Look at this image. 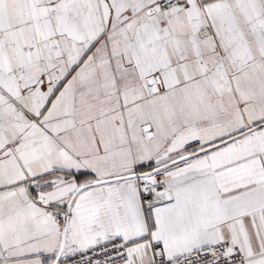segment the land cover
I'll use <instances>...</instances> for the list:
<instances>
[{
	"label": "snow or ice",
	"instance_id": "6c2138e0",
	"mask_svg": "<svg viewBox=\"0 0 264 264\" xmlns=\"http://www.w3.org/2000/svg\"><path fill=\"white\" fill-rule=\"evenodd\" d=\"M0 264H264V0H0Z\"/></svg>",
	"mask_w": 264,
	"mask_h": 264
}]
</instances>
